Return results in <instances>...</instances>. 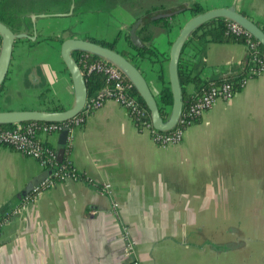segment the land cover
<instances>
[{"label": "crops", "instance_id": "obj_1", "mask_svg": "<svg viewBox=\"0 0 264 264\" xmlns=\"http://www.w3.org/2000/svg\"><path fill=\"white\" fill-rule=\"evenodd\" d=\"M184 2L208 10L233 0H152L136 10L120 6L115 30L130 29L149 8ZM237 6L264 26V0H238ZM192 15L186 11L173 18L170 29L148 27L145 43L159 53L156 62L134 56L158 98L163 84L157 71L164 69L168 79L171 44ZM46 29L36 40L16 42L0 110L71 107L75 92L61 59L62 41L117 38V30L95 37L89 30L72 31L70 23ZM158 37L164 38L161 48ZM116 45L122 52L134 51L123 36ZM182 56L183 68L207 82L244 75L249 50L239 41H211L186 46ZM185 90L192 98L199 86L191 82ZM40 139L56 160L64 148L63 160L85 177L57 182L25 201L34 179L48 169L0 146V264H129L124 228L136 243L140 264H264V74L248 77L230 100H218L178 144H156L150 130L136 125L114 100L66 138L60 131L42 133ZM107 183L110 194L100 190Z\"/></svg>", "mask_w": 264, "mask_h": 264}, {"label": "water", "instance_id": "obj_2", "mask_svg": "<svg viewBox=\"0 0 264 264\" xmlns=\"http://www.w3.org/2000/svg\"><path fill=\"white\" fill-rule=\"evenodd\" d=\"M238 0H233L229 6L215 7L204 10L188 18L179 30L178 35L173 40L169 50L168 61V83L172 93V104L167 117H163L160 110L159 98L155 95L152 86L140 66L133 62L129 56H126L121 50L111 48L100 42L85 37L69 36L66 37L60 46V55L63 63L71 75L74 86L75 100L71 107L63 110H39V109H20V110H0V125H16L31 121L38 122H64L80 114L85 106L89 96L86 76L80 66L79 58L82 54L97 56L118 67L125 77L132 84V87L138 92L139 96L147 105L153 127L161 132L173 130L182 114L185 105L184 87L180 81L179 63L187 45L189 38L197 32L204 24L214 19H225L235 22L246 30L258 41L259 45L264 46V26L259 24L250 16L244 14L238 9ZM190 3L184 2L168 8L157 10L150 19L163 17L173 18L180 16L186 11ZM75 2L72 1L70 10L65 13H40L32 14L31 20L33 31L28 30L15 32L7 24L0 21V91L4 87L13 52L17 41L22 39L36 40L38 36L37 20L45 17H63L71 16L74 12ZM184 12V13H183ZM138 18L129 30V39L136 47L147 46L138 34V30L144 24L145 18ZM69 129L62 130V137H67ZM64 143V141L60 142ZM64 148L58 149L57 161H63ZM49 170L38 176L32 182L37 186L48 175Z\"/></svg>", "mask_w": 264, "mask_h": 264}, {"label": "built area", "instance_id": "obj_3", "mask_svg": "<svg viewBox=\"0 0 264 264\" xmlns=\"http://www.w3.org/2000/svg\"><path fill=\"white\" fill-rule=\"evenodd\" d=\"M227 33L244 37L246 40L245 44L249 50L247 75L240 78L237 85L233 81H223L205 88L200 94L192 97L188 103H185L176 127L169 132H161L153 127L150 112L140 103L137 95L130 93L132 84L118 67L104 59L88 61V55L82 54L79 61L85 76L93 73L103 74L106 85L89 94L80 114L64 122L31 121L16 124L13 128L0 129V146L12 147L33 157L49 170L48 176L26 194L24 200H35L42 192L57 182L68 178H78V173L73 167L71 170H64L60 163H57L54 150L45 146V143L40 139V134L60 132L64 129L71 130L75 126H80L90 113L102 107L106 101L114 100L126 108L136 125L150 130L156 144L160 146L178 144L182 141L186 129L210 110L218 100H230L234 96L237 86H242L248 77L264 74V55L260 53L259 43L251 33L232 21L228 23ZM100 190L108 194L112 193L111 184H104ZM114 207L113 212H116L117 203L114 204ZM16 212H18L17 209L14 213ZM124 229L122 233L125 244L124 257L129 260V264H140L136 255V243L129 230Z\"/></svg>", "mask_w": 264, "mask_h": 264}, {"label": "trees", "instance_id": "obj_4", "mask_svg": "<svg viewBox=\"0 0 264 264\" xmlns=\"http://www.w3.org/2000/svg\"><path fill=\"white\" fill-rule=\"evenodd\" d=\"M76 1V0H75ZM80 4H78V11H84L82 8L85 5L91 6L92 8L89 9L86 7L85 9L87 10H101V4L103 2H108L107 8H111L117 5H122V4H130L133 3L135 0H79ZM137 1V0H136ZM72 0H35V3L33 0H0V21L4 22L7 24L12 30L15 32H22L28 30L29 32L32 31L33 29V24L31 20V15L32 14H40V13H65L69 11L70 4ZM76 3V2H75ZM60 4V5H59ZM130 8H133L131 6H128ZM95 8V9H94ZM103 8V7H102ZM168 7H154V8H149L146 10V12L141 16H147L145 18L144 24L142 27L139 28L138 34L142 38L144 42H147L149 40V36H145L144 33L147 31L148 27L153 24L161 25L163 27H166L168 29L173 27V22L172 19L177 17L174 16L173 18L170 17H163V18H158V19H150L148 16H151L154 12L157 10H162ZM190 12L194 15L197 13H200L203 10V8L200 6L198 2H193L190 3V6L188 8ZM75 11H76V6H75ZM76 11V13H80ZM184 13V12H183ZM228 20L225 19H214L206 24H204L197 32H195L188 40L186 46H192L195 45L196 43L201 44L202 47H204L207 43L213 41V42H231V41H239L245 43L246 40L244 37L241 36H236L231 33H227L228 30ZM119 37L115 39L113 42H104V41H98L104 45H107L111 48H116V42ZM129 41V45L131 48L136 50L137 55H134L138 59H145L147 57L151 58L153 62H156L158 58V52L154 48H150L149 46H144V47H136L133 45L131 40L129 39V34L126 37ZM51 39H56L52 37ZM24 40V39H22ZM30 41V40H29ZM33 42V41H31ZM0 43H1V38H0ZM260 53L264 55V46L259 45ZM125 55L127 54L126 52H123ZM128 56V55H126ZM100 59L97 56L89 55L88 56V61H95ZM167 59H169V55L167 56ZM80 60V58H79ZM133 62H135L134 58H131ZM80 65L81 62L79 61ZM249 63L246 66V70L244 72V75L242 76H229L224 79H219V80H211L207 82H202L201 79L199 78V75L194 74L192 70L184 69L183 68V56H181L180 63H179V75H180V81L181 84L184 87V96H185V103H188L192 98L187 96V92L185 90V86L188 83H195L197 86H199V91L198 94H200L205 88L213 85V84H219L223 81H233L236 83L240 80V78H243L244 76L247 75V69H248ZM127 79V78H126ZM157 79L159 82L163 84L161 93H160V98H159V105H160V110L162 116L165 118L169 114L171 104H172V93L171 89L168 83V79L166 77V74L164 72V69L160 68L157 71ZM87 80V86H88V91L89 94L93 93L95 90L102 88L103 86L106 85L105 82V76L100 73H93L88 76H86ZM128 80V79H127ZM129 81V80H128ZM241 85H238L237 87L239 88ZM237 88V89H238ZM130 93L133 95L139 96L138 92L135 90L134 87L130 89ZM140 103L146 107L147 105L143 101V99L139 96L138 97ZM64 108L62 106H59L55 108L54 110H63ZM149 111V109H148ZM15 125H0V129H5V128H13ZM140 127V126H139ZM46 147H49L47 144H45ZM67 148V153L70 151V145L66 147ZM60 166L63 167L64 170H71L72 165L68 162V159L65 157V159L60 163ZM78 178L83 179L85 176L83 174H80L78 172Z\"/></svg>", "mask_w": 264, "mask_h": 264}, {"label": "rangeland", "instance_id": "obj_5", "mask_svg": "<svg viewBox=\"0 0 264 264\" xmlns=\"http://www.w3.org/2000/svg\"><path fill=\"white\" fill-rule=\"evenodd\" d=\"M33 1L35 3V0H33ZM150 1H152V0H150ZM75 2H76L75 3L76 4V11H78V9H79L78 4H80V1L76 0ZM149 2H148V0L147 1L146 0H137V1L135 0L133 3H131V5L126 3V4H122V5H117V6H114L111 8H107L105 6H107V4L109 3V1H108V2H103L101 4V6H99V7H101V10H98V9L97 10H87L85 8L88 7V5L84 4V7L82 8V10H84V11L79 10L78 12H80V13H76L77 15H74L75 19H73V21H71V19H70L72 15L71 16H63V17L41 18V19L37 20V23H36L37 24V30H38V33L42 34L43 28H44V30H47L46 29L47 26L54 27L56 25H61L63 23H70L72 31L89 30L88 32L92 33L95 37H97L98 34H101V31H103V30L107 31V29H109V31H111V33L115 32L117 30V29L115 30V27L117 24L116 20L121 18V17H119V14L123 12V10H117V8H119L120 6L122 8L123 7L126 8L127 6H131V7L135 8L134 10H136L139 7H143V5H148ZM88 8L91 9L92 7L89 6ZM173 21L174 20H172V22ZM173 24H174V22H173ZM128 34H129V29H126V30L118 29L116 37L123 36L124 38H126ZM81 37H86V36H81ZM163 39H164L163 37H158L157 43L159 44L160 48H161V46H163ZM111 42H113V41H111ZM116 48L119 50V46L116 45ZM24 262H25L24 260L21 261L22 264Z\"/></svg>", "mask_w": 264, "mask_h": 264}, {"label": "flooded vegetation", "instance_id": "obj_6", "mask_svg": "<svg viewBox=\"0 0 264 264\" xmlns=\"http://www.w3.org/2000/svg\"><path fill=\"white\" fill-rule=\"evenodd\" d=\"M73 1V0H72ZM74 2H75V0H74ZM71 4H72V2H71ZM71 4H70V7H71ZM75 6H76V4H75ZM69 10H70V8H69ZM73 15H77L76 14V11H75V7H74V12H73V14H72V16ZM130 30V29H129ZM85 38H88V39H92V40H94V41H97V39H94V38H91V37H85ZM99 41V40H98ZM126 41L128 42V44H129V41L127 40V38H126ZM104 42H106V41H104ZM107 42H109V41H107ZM130 46V45H129ZM124 52H126L127 54L126 55H128L130 58H134V55H137V52H136V50H134V51H124Z\"/></svg>", "mask_w": 264, "mask_h": 264}, {"label": "bare ground", "instance_id": "obj_7", "mask_svg": "<svg viewBox=\"0 0 264 264\" xmlns=\"http://www.w3.org/2000/svg\"><path fill=\"white\" fill-rule=\"evenodd\" d=\"M139 97V96H138Z\"/></svg>", "mask_w": 264, "mask_h": 264}]
</instances>
